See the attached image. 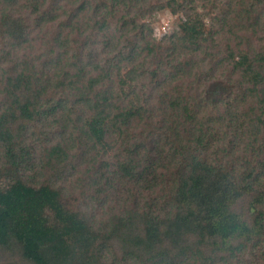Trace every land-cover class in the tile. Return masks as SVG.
I'll list each match as a JSON object with an SVG mask.
<instances>
[{
  "label": "trees",
  "instance_id": "obj_1",
  "mask_svg": "<svg viewBox=\"0 0 264 264\" xmlns=\"http://www.w3.org/2000/svg\"><path fill=\"white\" fill-rule=\"evenodd\" d=\"M149 2L104 0L91 25L89 1L50 10L46 0H0V245L17 242L32 264H70L94 242L103 264H189L192 249L175 239L187 236L197 238L193 264H228L264 246V194L248 213L234 208L264 171V0L222 1L220 20L238 19L240 39L224 55L204 23L221 0H167L164 8L183 14L180 34L157 44L142 21L162 8ZM215 75L217 93H189ZM230 84L240 95L225 93ZM46 135L57 138L48 163L68 161L73 149L100 198L128 197L104 229L30 175ZM239 143L252 161L231 157ZM210 238L229 257L205 260L198 248Z\"/></svg>",
  "mask_w": 264,
  "mask_h": 264
},
{
  "label": "rangeland",
  "instance_id": "obj_2",
  "mask_svg": "<svg viewBox=\"0 0 264 264\" xmlns=\"http://www.w3.org/2000/svg\"><path fill=\"white\" fill-rule=\"evenodd\" d=\"M82 1H89L90 5V11L91 14V20L92 23H95L98 21V11L95 9L99 8L98 5H101L104 0H70V3L74 4L73 10H77L80 5L82 4ZM167 0H150L149 3H151L153 6H156L159 8H162L157 11H153V13H149L146 15V18L142 21L145 24H147L148 29L151 31V37L154 44L160 43V42H167L171 40V38L176 37L180 34V23L183 19V14H174L171 12L170 9L164 8L165 3ZM176 1H182V0H176ZM216 1V0H215ZM221 2L217 5L216 11L212 13V16H209L205 19V25H206V34L208 37H213L212 43H214L217 47H219V54H225V48L226 46L233 47L235 43L240 42V39L235 38L233 33L238 30V19H231L226 22V24L223 25V22L220 20V17L228 10V8L225 6L224 2ZM146 4L144 6V10H147L150 8V4ZM201 3V2H200ZM202 4V3H201ZM110 5V4H109ZM46 6L47 9L50 10H56L60 7H63L68 9L70 8L69 5L66 4V0H46ZM151 9V8H150ZM201 9V8H200ZM96 11V12H95ZM203 11V10H202ZM220 11H224L220 14ZM206 11H204L205 13ZM120 15L125 14L123 11V7L121 6L118 12ZM216 16V17H214ZM121 23V22H120ZM222 26L223 29H219ZM238 35V34H237ZM237 37V36H236ZM263 38L259 35V38H252V45L256 48V50L261 49L264 47V43H261L258 39ZM127 46V43H125ZM217 51L215 50L214 55ZM104 58V56H103ZM4 68V67H3ZM1 68V70L3 69ZM225 74V73H224ZM227 75V74H226ZM218 75L213 76L212 79H205L199 86H195L194 88L188 89L189 93L193 97L198 98V94L200 93L202 97L205 99L208 98L212 93H217L218 88L217 86L213 88V85L217 83ZM239 77H236L233 79V81L237 80ZM232 79V78H231ZM220 80V79H219ZM221 81L218 83L220 84ZM230 85L225 86V93L230 94L234 93L233 95H240V89L237 85H235V90H230ZM233 87V86H232ZM241 92L242 89H241ZM197 93V94H196ZM218 95H226L223 92H219ZM196 98V99H197ZM214 98V97H213ZM241 98V97H240ZM3 102L2 97L0 96V105ZM40 128H34L33 132L39 131ZM63 130H59V133H62ZM48 133V131L46 132ZM40 141L38 144H35L36 146V152L34 155L30 156L31 162H32V170L30 175L36 174L37 180H34L36 183L40 184H49L54 187H58L63 191V198H65V201L67 203V207H70L71 210L77 211V212H86V215L88 218L92 220V227L94 229H104V222L112 220L113 218L117 217L118 214H120L124 208V204L128 201L127 196H123L121 193L117 195H113L110 191L104 195V193L101 195V198L99 193L96 191V188L93 187V182L90 179H87L86 177H82L80 175L83 171V168H80L74 164L76 161L74 158V154L78 153L73 149H70L68 153L67 160L63 161L62 164L53 165V162H47L46 161V149L50 147V145L56 144L57 138L52 135H46L43 138L39 139ZM230 142V141H229ZM240 144V143H239ZM235 146L234 150H229L228 152L231 153V157L234 156L235 160H238L239 163H243L244 161L249 162L252 161L251 157H253L252 152L245 151V147L243 144ZM244 151L246 154H244ZM33 154V153H32ZM251 156V157H250ZM244 157V158H242ZM242 158V159H237ZM256 162V160H253ZM76 166V167H75ZM75 171V172H74ZM76 173V175H75ZM255 181L253 182L252 186L255 191L253 193H249L248 195L244 196L241 200L236 202L234 205V208L237 209L238 212L242 213H248V208L250 204H254V196L256 197L259 194H264V171L261 172L259 175L254 176ZM82 180H81V179ZM0 181V189L2 188ZM85 185L83 188L81 186ZM98 189V188H97ZM103 197V198H102ZM94 198L95 200H93ZM264 211V208H263ZM250 221L252 218L249 219ZM264 223V221H263ZM178 239L176 241V247L177 249H181L183 245H186L187 248H189L187 251L191 250V254H188V257H190L189 264H193V260L195 257H200L197 252H195L193 249H196L195 243L197 238H192L191 236H187L185 239L183 238H175ZM114 247L111 249V252H114L116 256L119 258L122 256V251L120 250L119 246L117 245V241H112ZM117 243V244H115ZM187 243V244H186ZM218 240H212L211 238L203 243V246L198 248L204 257L205 260L207 259H214L219 260L221 257H229L230 252L228 250L222 251L220 250L221 246L218 244ZM233 243V245H235ZM85 245V244H84ZM90 245L86 248L85 254L84 252L76 251L75 258L71 261L70 264H103L100 260V254L98 250H96V243H93V246ZM91 249V250H90ZM21 247L20 245L15 242L11 241L9 245L2 246L0 245V264H32L25 260L21 255ZM90 250V252H89ZM186 251V252H187ZM262 251H264V246L260 248V250L256 252H250L246 251L245 253L239 254L236 253V257L230 258L228 260V264H264V256ZM81 256V258H77V256ZM224 258V257H223ZM189 259V258H188ZM228 259V258H226ZM110 261L107 260L104 262V264H108ZM224 264L222 261H218L216 264ZM227 264V263H226Z\"/></svg>",
  "mask_w": 264,
  "mask_h": 264
}]
</instances>
